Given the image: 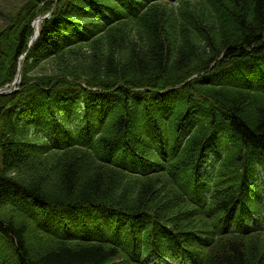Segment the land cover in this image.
Masks as SVG:
<instances>
[{
    "label": "trees",
    "instance_id": "16d2710c",
    "mask_svg": "<svg viewBox=\"0 0 264 264\" xmlns=\"http://www.w3.org/2000/svg\"><path fill=\"white\" fill-rule=\"evenodd\" d=\"M95 7L121 6L23 0L0 27V87L28 53L0 96V264H264V234L230 235L264 158V0Z\"/></svg>",
    "mask_w": 264,
    "mask_h": 264
},
{
    "label": "rangeland",
    "instance_id": "374dc122",
    "mask_svg": "<svg viewBox=\"0 0 264 264\" xmlns=\"http://www.w3.org/2000/svg\"><path fill=\"white\" fill-rule=\"evenodd\" d=\"M23 0H0V27L7 18H10L21 6Z\"/></svg>",
    "mask_w": 264,
    "mask_h": 264
},
{
    "label": "water",
    "instance_id": "95a60500",
    "mask_svg": "<svg viewBox=\"0 0 264 264\" xmlns=\"http://www.w3.org/2000/svg\"><path fill=\"white\" fill-rule=\"evenodd\" d=\"M20 79V76L17 78V81L15 82V84L18 82V80ZM15 86V85H14ZM8 91L6 89H0V94L2 93H7Z\"/></svg>",
    "mask_w": 264,
    "mask_h": 264
}]
</instances>
